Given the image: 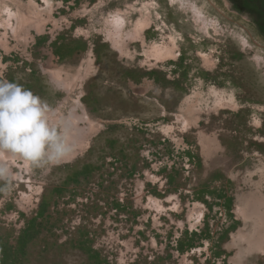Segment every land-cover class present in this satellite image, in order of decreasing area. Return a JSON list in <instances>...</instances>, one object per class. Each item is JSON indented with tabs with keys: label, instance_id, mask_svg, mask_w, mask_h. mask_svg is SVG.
<instances>
[{
	"label": "rangeland",
	"instance_id": "1",
	"mask_svg": "<svg viewBox=\"0 0 264 264\" xmlns=\"http://www.w3.org/2000/svg\"><path fill=\"white\" fill-rule=\"evenodd\" d=\"M183 1L0 0V79L72 146L0 153V264H264V9Z\"/></svg>",
	"mask_w": 264,
	"mask_h": 264
},
{
	"label": "clouds",
	"instance_id": "2",
	"mask_svg": "<svg viewBox=\"0 0 264 264\" xmlns=\"http://www.w3.org/2000/svg\"><path fill=\"white\" fill-rule=\"evenodd\" d=\"M72 150L66 136L50 120L41 97L20 84L0 79V153H10L34 165L55 164ZM12 173L0 165V179Z\"/></svg>",
	"mask_w": 264,
	"mask_h": 264
},
{
	"label": "bare ground",
	"instance_id": "3",
	"mask_svg": "<svg viewBox=\"0 0 264 264\" xmlns=\"http://www.w3.org/2000/svg\"><path fill=\"white\" fill-rule=\"evenodd\" d=\"M173 5H180L181 6V4L184 6V1L183 0H169ZM197 2V1H196ZM187 4V3H186ZM199 4V3H198ZM201 4V3H200ZM182 6V7H183ZM191 6V11H193L194 12V14H195V19L194 20H196L197 21V23H200V26L202 25V26H205L204 28H206V27H208L209 25H211V24H207V22H206V24H205V22L202 20V18L204 17L203 16V14H202V12L201 11H199L194 5H193V3L190 5ZM204 7V6H203ZM7 14H9L10 16H11V14L12 13H10V11H8V13ZM197 16V17H196ZM117 17V16H116ZM120 18H121V16H119ZM199 17V18H198ZM123 18V17H122ZM198 18V19H197ZM204 19V18H203ZM115 20V19H114ZM205 20V19H204ZM115 21H117V20H115ZM122 22V21H121ZM210 22V21H209ZM212 22V21H211ZM116 24V23H115ZM215 24V23H214ZM117 25H119L118 24V22H117ZM123 25V24H122ZM201 26V27H202ZM212 28V27H211ZM162 47V46H161ZM167 47V46H166ZM165 47V48H166ZM165 48H160L159 49V53H157L158 55L161 53V55H165L167 52H168V50L167 49H165ZM168 48V47H167ZM167 51V52H166Z\"/></svg>",
	"mask_w": 264,
	"mask_h": 264
},
{
	"label": "trees",
	"instance_id": "4",
	"mask_svg": "<svg viewBox=\"0 0 264 264\" xmlns=\"http://www.w3.org/2000/svg\"><path fill=\"white\" fill-rule=\"evenodd\" d=\"M230 1V0H229ZM232 1H234V0H232ZM242 2L244 1V0H241ZM231 2V1H230ZM252 2H255V0H252ZM261 3H262V6H261V9H264V0H261ZM263 12H264V10H263ZM40 214L42 215V212H40ZM34 222H35V219L34 220H32V223H33V226H34ZM31 226H29V228H30ZM22 239L24 238V237H21Z\"/></svg>",
	"mask_w": 264,
	"mask_h": 264
}]
</instances>
